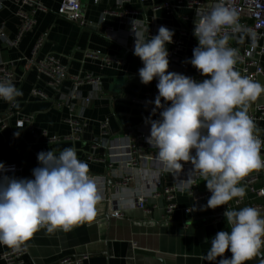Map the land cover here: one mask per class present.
<instances>
[{"label": "crops", "instance_id": "0c3cea01", "mask_svg": "<svg viewBox=\"0 0 264 264\" xmlns=\"http://www.w3.org/2000/svg\"><path fill=\"white\" fill-rule=\"evenodd\" d=\"M60 1L33 0L35 24L20 37L16 47L0 43V61L10 63L29 57L35 42L42 36L36 60L55 56L65 67L68 78L90 74L99 80L98 89L83 84L78 89L81 98L69 100L73 90L69 80L55 91L34 67L28 70L22 66L12 67V83L23 94L16 98L18 106L0 99V116L10 113L9 127L0 130V162L19 163L24 168L23 178L31 179L32 169L39 166L37 153L51 150L58 155L64 148H74L78 160L88 166L99 200L93 218L70 231L37 230L21 243L26 251L17 259L18 262L12 264H66L64 261L68 259L77 260V264H218L221 257L209 262L211 240L216 232L230 231V227L224 220L222 205L200 210L211 195L203 178L197 180L196 186V197L202 198L195 200L181 192L176 195L178 208L171 215H166L163 199L151 196L153 184L159 181L164 187L170 185L180 170L164 171L160 162L151 161L132 170L127 181L117 177L119 168L126 161L119 141L122 130L126 127L146 129V109L132 101L141 99L146 92L157 91V81L154 78L147 85L139 81L137 70L143 65L133 55L134 36L130 25L121 22L113 13L103 16L104 11L114 8L115 0H102L96 4L93 0H82L81 24L56 15L55 9ZM165 3L169 7L160 8ZM124 8L136 11L137 15L131 21L148 25L149 33L154 26L173 30L172 38H180L184 42L183 59L190 77L197 82L208 78L201 76L187 62L197 41L190 31L194 13L185 4L175 0H151L142 5L129 0ZM29 11L30 7L23 0L2 1L0 28L8 39L15 38L17 34L18 14ZM108 29L112 32L107 33ZM241 35L244 37L242 41L239 39ZM232 42L243 48L248 43V36L237 34ZM166 47L169 50V45ZM108 59L111 62L106 63ZM260 63L263 75L256 82L264 86V56ZM33 90L42 92L45 98L32 96ZM84 97L90 98L89 103H84ZM161 103L165 104L163 99ZM256 106H264V93L249 103L248 113ZM159 111L155 113V119L159 118ZM78 117L82 129L74 135L68 119ZM20 119L25 121L24 128L15 129L14 124ZM104 122L107 126L102 133ZM29 129L60 140L55 143L34 142ZM257 129L259 131L255 134L263 137L264 119ZM16 133L18 135H14ZM74 136L77 139H73ZM112 146L115 152L121 153L120 156L107 157L108 147ZM261 158L264 159V151ZM262 174L263 169L250 172L242 178L241 184L245 179L255 178L264 187ZM140 195L147 198L145 211L132 206L133 200ZM245 206L248 205L236 210ZM115 213L119 216L114 217ZM11 249L0 245V254ZM223 256L230 258L231 253L226 250ZM260 259L264 256L247 264H259ZM0 264L6 263L0 258Z\"/></svg>", "mask_w": 264, "mask_h": 264}, {"label": "clouds", "instance_id": "9594fccd", "mask_svg": "<svg viewBox=\"0 0 264 264\" xmlns=\"http://www.w3.org/2000/svg\"><path fill=\"white\" fill-rule=\"evenodd\" d=\"M193 25L197 45L187 62L208 77L200 82L167 71L166 45L172 43L173 30L160 26L149 38L148 25L133 20L130 31L133 55L143 65L137 70L140 83L157 81L150 116L159 109V118H145L150 124L146 143L157 149L156 158L164 171L181 170V162L198 171L211 193L201 206L204 210L227 205L234 198H239V203L246 194L245 188L238 186L242 178L264 169L260 153L264 142L255 134L259 130L247 114L249 103L264 93V86L234 70L239 57L238 50L228 46L229 31L247 33L253 40L255 33L243 28L238 12L226 6L225 0H217L210 10L199 14ZM22 94L11 80H0L3 101L18 106L16 98ZM36 159L39 166L32 169L31 179L0 175V245L19 248L40 228L67 232L95 214L99 200L96 186L74 148H64L58 155L41 151ZM4 171L0 162V173ZM223 217L230 231L215 233L209 262L222 257L218 264H247L264 256V215L245 206L226 208ZM226 250L230 258H223ZM259 264H264V259Z\"/></svg>", "mask_w": 264, "mask_h": 264}, {"label": "built area", "instance_id": "2783aa9c", "mask_svg": "<svg viewBox=\"0 0 264 264\" xmlns=\"http://www.w3.org/2000/svg\"><path fill=\"white\" fill-rule=\"evenodd\" d=\"M3 0H0V4ZM17 1V0H15ZM25 5L30 7L29 12L19 13V26L17 30V34L15 38L8 39L0 28V43H4L7 47H16L20 37L27 33L35 24V20L33 17V5L31 2L33 0H23ZM102 0H93V3H99ZM139 4H145L151 0H136ZM178 3L185 4L190 10L194 13L193 22L199 19V14H203L210 10V8L217 2V0H175ZM129 0H115L114 8L107 9L103 12V16L106 14H115L118 16L120 21L125 24L128 23L131 29V20L134 16L137 15L136 11L128 10L124 8V5L128 3ZM225 5L235 9L238 12L239 23L243 26L244 29H250L255 33V40H253L247 33H244L248 36V43L243 46V48H239L234 45L232 42V38L237 34H232L229 31V40L228 46L235 48L238 50V60L234 65V70H236L241 76L247 77L254 81H257L258 77L263 75V68L261 66L260 60L264 56V0H225ZM169 7L168 3L163 4L160 8L167 9ZM55 13L58 17H63L68 19L71 22L81 24L82 18V0H61L58 7L55 9ZM103 19V17H102ZM193 22L191 24V35L193 36ZM160 26H154L151 29V32L147 33V35L154 36L157 34V29ZM107 33L112 32V30H106ZM194 37V36H193ZM195 38V37H194ZM43 41V37L41 36L34 44L32 51L29 57L20 58L14 62L6 63L0 61V80H11L14 79V74L12 67L22 66L24 69H29L30 67H34L37 72L43 75L47 84L50 88L55 91H58L62 84L69 80L73 84V90L70 92L68 99L75 100L77 98H81L78 89L81 85L87 84L92 88L98 89L99 80L94 78L90 74H83L81 76H67V71L65 67L60 63V61L52 55L46 56L41 60H36V55L41 47ZM169 45L168 50V69L167 71L175 72L183 74L187 77H190L187 71L186 62L183 59L185 45L182 39L180 38H172V43ZM106 63L111 62L110 59L105 60ZM194 79V78H192ZM195 80V79H194ZM196 81V80H195ZM157 95V91L146 92L141 99L133 100L132 102L136 105H140L146 109V118L151 120H155L154 115L150 116L154 105L151 101L154 100ZM32 96L38 98H45L44 94L38 90L32 91ZM84 103H89L88 97H84ZM159 109L156 110V112ZM250 118L254 121L256 128H258L261 121L264 119V106H256L252 112L247 113ZM9 118L10 113L5 114L4 116H0V130H6L9 127ZM68 123L70 124L71 131L74 135H77L82 129L80 117L76 119H68ZM25 125V121L20 119L16 121L14 124L15 129H23ZM107 123H103L101 125L102 133H105ZM146 129H133L131 127H126L122 130L119 141L121 142V148L123 150V156L126 158L125 164L122 168H119V172L117 173L120 179L123 181L129 180L131 171L140 165H144L151 161H158L156 158L157 149L151 147L146 143L145 138L149 135L150 132V124H145ZM29 133L34 139V142L38 143H55L60 139L57 137H48L45 133H37L34 130L29 129ZM73 139H77V136H74ZM262 142H264V134L263 137H260ZM109 154L108 158H115L121 155L119 151L115 152L114 146L108 147ZM120 148V147H118ZM92 149H95L92 147ZM264 151V143H262V147L260 149V153L262 154ZM5 166V171L0 173V175L23 178L24 168L17 162H2ZM182 168L179 173L174 175V179L172 183L167 186H162L161 182H155L153 184V190L151 191V196L154 198L159 196L164 201V213L166 215H171L174 210L178 208L176 203V195L181 192H186L188 195L194 197L195 200H198L202 197L197 195L196 186L197 180L202 179L199 175L198 171L193 170V167L188 162H181ZM264 174V169H263ZM188 181L187 183L185 181ZM189 185H191V189L189 191ZM243 186L245 188V196L242 200L237 203L239 198H234L229 201L227 205H222L224 210L228 208L229 210H236L238 207L242 205H248L250 207L256 208L262 215H264V187L258 184V181L255 179L247 180L246 182L238 185ZM147 198L143 195H140L135 198L132 202L133 208L138 210L145 211L146 210V200ZM186 213H189L190 210H185ZM119 216L118 214H114V217ZM46 228V227H45ZM26 249L21 244L19 248H13L9 251L3 252L0 254V258L6 264H12L14 262H18V258L25 253ZM222 258V257H221ZM223 258H227V256H223ZM66 264H77L76 261L65 260Z\"/></svg>", "mask_w": 264, "mask_h": 264}, {"label": "water", "instance_id": "95a60500", "mask_svg": "<svg viewBox=\"0 0 264 264\" xmlns=\"http://www.w3.org/2000/svg\"><path fill=\"white\" fill-rule=\"evenodd\" d=\"M262 176L264 177V174H262ZM252 179H255V178H252ZM246 181H247V179L244 180V182H246Z\"/></svg>", "mask_w": 264, "mask_h": 264}]
</instances>
